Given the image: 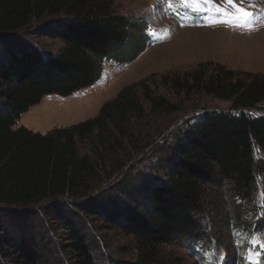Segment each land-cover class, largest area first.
I'll list each match as a JSON object with an SVG mask.
<instances>
[{
  "label": "trees",
  "instance_id": "obj_1",
  "mask_svg": "<svg viewBox=\"0 0 264 264\" xmlns=\"http://www.w3.org/2000/svg\"><path fill=\"white\" fill-rule=\"evenodd\" d=\"M145 44L111 0H0V264H181L176 252L209 242L201 218L216 242L230 228L264 234V115L253 113L264 74L199 66L160 76L166 94L126 86L70 127H15L44 97L95 84L104 61L128 65ZM203 97L230 108L186 107Z\"/></svg>",
  "mask_w": 264,
  "mask_h": 264
},
{
  "label": "rangeland",
  "instance_id": "obj_2",
  "mask_svg": "<svg viewBox=\"0 0 264 264\" xmlns=\"http://www.w3.org/2000/svg\"><path fill=\"white\" fill-rule=\"evenodd\" d=\"M111 1L116 14L136 20L143 27L146 36L144 50L128 65L104 61L100 79L85 89L67 97H44L20 115L16 128L25 127L34 133L46 134L53 129L70 127L96 117L102 105L114 99L126 86L145 80L155 92L166 94L168 87L160 84V76H181L199 66L208 73L215 65H220L227 70L264 74V0H234L238 7L254 13L249 20L251 29L213 24L212 21L224 18L223 10L234 11L222 0H215L210 11L202 13L185 8L180 0ZM217 7L222 11L216 12ZM32 43L47 51H54L59 46V42L44 38L32 39ZM186 107L199 113L228 110L230 103L203 97L193 98ZM253 113L264 115V106H259ZM257 186L261 207L264 205L262 179H258ZM200 225L209 242L193 252L188 249L176 252L182 259L181 264H260L264 258V247L261 246L264 245V234L257 231L241 234L230 228L216 242L212 221L201 218ZM253 237L258 238L255 244L252 243ZM115 245L117 242L112 243L113 247ZM71 256L66 253L67 259ZM119 258L127 262L134 256L128 254Z\"/></svg>",
  "mask_w": 264,
  "mask_h": 264
},
{
  "label": "snow or ice",
  "instance_id": "obj_3",
  "mask_svg": "<svg viewBox=\"0 0 264 264\" xmlns=\"http://www.w3.org/2000/svg\"><path fill=\"white\" fill-rule=\"evenodd\" d=\"M185 8L191 9L193 12L202 13L210 11L211 5L215 3V0H180ZM222 2L231 5L234 9L233 12H228L223 10V19L212 21L213 24L224 23L232 27H244L251 29L252 25L249 23L250 18L254 15L253 12H249L241 7H238L234 0H222ZM203 5H209V7H204ZM216 12H221L222 10L217 7ZM258 242V238L253 237L252 243ZM264 247V245H261Z\"/></svg>",
  "mask_w": 264,
  "mask_h": 264
}]
</instances>
